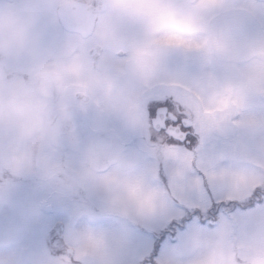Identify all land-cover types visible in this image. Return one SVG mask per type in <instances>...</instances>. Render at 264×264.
<instances>
[{
  "label": "clouds",
  "instance_id": "9594fccd",
  "mask_svg": "<svg viewBox=\"0 0 264 264\" xmlns=\"http://www.w3.org/2000/svg\"><path fill=\"white\" fill-rule=\"evenodd\" d=\"M233 9L264 16V0H0V212L18 183L34 178L53 203L71 205L73 221L93 197L110 214L141 223L164 213L169 195L154 174L141 172L113 139L82 143L74 127L77 114H91L147 136L142 99L157 84L190 97L216 131L264 130V118L241 115L249 98H264V34L244 39L232 23H214ZM126 28L140 39H129ZM173 50L201 57L207 71L197 87L162 78L163 56ZM255 148L264 153V135ZM147 155L168 164L174 178L187 168L162 143L150 144ZM248 171L264 173V158ZM44 212L32 205L0 230V264H113L109 239L90 228L70 226L62 254L31 250L25 236ZM158 264H264V211L244 224L193 226Z\"/></svg>",
  "mask_w": 264,
  "mask_h": 264
},
{
  "label": "rangeland",
  "instance_id": "374dc122",
  "mask_svg": "<svg viewBox=\"0 0 264 264\" xmlns=\"http://www.w3.org/2000/svg\"><path fill=\"white\" fill-rule=\"evenodd\" d=\"M230 11L217 16L214 23L217 25H222L226 21L232 23L239 29L240 37L244 39L264 34V16H257L259 27L253 28L254 17H248L238 11L237 13ZM131 29L130 33H132ZM135 33L139 36L137 32ZM206 71L198 54L186 52V57L180 63L170 61L169 70L164 72V78H175L184 82L189 88H195L200 84ZM157 85L144 94L142 104L153 94L158 95L165 90V87ZM169 93L171 97L177 96L170 91ZM241 115L264 118V98H249ZM87 116L92 118V121L86 120ZM74 127L82 143L86 144L98 135L118 142L124 152L137 162L141 172L147 175L154 174L156 187L163 191L168 189L170 193L172 170L168 164L147 155L149 140L143 138L142 141L133 142L122 138L121 135L114 136L113 129L111 131L107 126L101 125V122L98 123L91 114H77L74 118ZM260 135H264V130L252 131L232 126L226 127L223 131L213 130L206 142V153H230L235 157L234 167L250 168L254 161L264 158V153L255 148L256 138ZM64 154L69 161L75 162L77 159V154L70 149H65ZM198 194L196 191L189 190L185 193L184 199H193ZM222 194V187L213 189V199L222 200L223 206L217 212L214 218L216 220L206 222L203 221L206 219L200 217L189 219L186 214H182L178 202L171 195L167 202V210L143 223L110 214L103 200L97 197L88 199L81 214L73 221L71 205L53 203L36 179L25 178L18 183L12 204L0 212V230L14 227L15 217L20 212L32 205L42 204L45 207L44 215L25 236V243L31 250L45 247L54 254H62L66 248L67 232L70 226L74 229L90 228L103 233L109 239L113 250V264H158L163 257L175 254L182 238L191 231L193 226L210 228L221 220L233 224H244L250 217L264 211V206L259 203L243 208L240 205L245 206L249 203L248 200L227 201L223 199ZM46 207H51L52 210L48 212ZM57 223L64 225L63 233L56 229ZM154 252H156L155 257L152 255Z\"/></svg>",
  "mask_w": 264,
  "mask_h": 264
},
{
  "label": "snow or ice",
  "instance_id": "6c2138e0",
  "mask_svg": "<svg viewBox=\"0 0 264 264\" xmlns=\"http://www.w3.org/2000/svg\"><path fill=\"white\" fill-rule=\"evenodd\" d=\"M174 26L180 31L188 30L181 22ZM175 43L193 46L180 39ZM147 122L151 139H159L176 153L178 162L187 164L185 171L179 172L175 178L172 175L170 193L168 189L164 190L178 202L182 214L189 219H214L223 206L222 200L213 199V189L218 186L223 188L224 200H248L250 204L264 206V173L234 167L235 157L230 153H206L207 139L215 130L214 122L202 119L192 110L190 97L174 96L163 103H151ZM257 180L260 182L255 183ZM189 190L198 192V196L185 200V193Z\"/></svg>",
  "mask_w": 264,
  "mask_h": 264
},
{
  "label": "flooded vegetation",
  "instance_id": "af4514ba",
  "mask_svg": "<svg viewBox=\"0 0 264 264\" xmlns=\"http://www.w3.org/2000/svg\"><path fill=\"white\" fill-rule=\"evenodd\" d=\"M231 11L237 13L236 12L237 10H231ZM238 13H240V12L238 11ZM241 14H243V13H241ZM254 20L255 21L253 23H254L255 26L254 27L251 26V27H253V28L259 27V24H258V21H257V17H254ZM130 29L126 28V31H127L129 39H140V36H136L135 35L136 34L135 33L136 30L132 28L131 29L132 33H130V31H129ZM185 57H186V52L182 51V50H173V51H169V52L165 53L164 56H163L162 66H161L162 78H164V72L166 70H169V64H170L171 60L177 61V63H180V61H182V59L185 58ZM157 86L159 87L160 85L158 84ZM169 98H171V95H170L168 89L165 88V90H162L161 94H158V95L157 94H153V96L149 100H146V102H144L142 104V105H144V107H142V105H141V109H143L142 115H143L145 121L147 122V110H148V107H149V105L151 103H163V102L169 100ZM85 118H86V120H91L92 121V118H90L89 116H87ZM100 122H101V125L107 126L109 128V130L112 131V129H113V133L112 134L114 136L121 135L122 138L130 139L133 142L139 141V140L142 141V140H144L143 138L149 140L150 144L159 142V139L156 140V141H153L151 139V132L150 131L148 132L147 136H145V134H143V133L133 134V133H130L127 129H125L116 120H105V121H100Z\"/></svg>",
  "mask_w": 264,
  "mask_h": 264
},
{
  "label": "water",
  "instance_id": "95a60500",
  "mask_svg": "<svg viewBox=\"0 0 264 264\" xmlns=\"http://www.w3.org/2000/svg\"><path fill=\"white\" fill-rule=\"evenodd\" d=\"M52 210L51 207H46V211L50 212ZM56 229L60 232L63 233L64 231V225L62 223H57L56 224Z\"/></svg>",
  "mask_w": 264,
  "mask_h": 264
},
{
  "label": "trees",
  "instance_id": "16d2710c",
  "mask_svg": "<svg viewBox=\"0 0 264 264\" xmlns=\"http://www.w3.org/2000/svg\"><path fill=\"white\" fill-rule=\"evenodd\" d=\"M254 204H256V203H251V204L248 203V204H246L245 206H243V205H240V206L243 207V208H247V207L249 208V207H252ZM236 207H237V206H236ZM214 220H215V219H214ZM203 221L206 222L207 220H203ZM152 255H153V257H155L156 252H154Z\"/></svg>",
  "mask_w": 264,
  "mask_h": 264
}]
</instances>
